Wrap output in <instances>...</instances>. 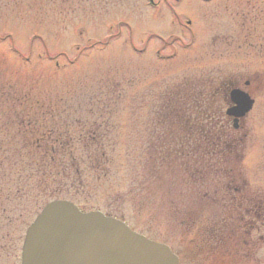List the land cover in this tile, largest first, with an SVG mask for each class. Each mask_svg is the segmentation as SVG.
Here are the masks:
<instances>
[{"label": "rangeland", "instance_id": "obj_1", "mask_svg": "<svg viewBox=\"0 0 264 264\" xmlns=\"http://www.w3.org/2000/svg\"><path fill=\"white\" fill-rule=\"evenodd\" d=\"M202 80L254 100L234 129L229 95L216 97L214 107L243 138L240 166L220 186L210 176L192 184L184 168L191 160L180 161L172 145L165 161L155 158L183 132L178 114L166 119L165 100ZM15 90L37 102L33 112L67 109L62 115L78 118L77 131L98 134L99 143L83 149L109 160L105 170L85 171L82 188H70L78 207L168 244L179 264H264V240L256 241L264 226L252 230L264 216V0H0V141ZM8 121L9 133L19 134ZM5 192L0 243L14 241L17 263L24 230L47 199ZM227 215L246 229L233 217L221 223ZM228 234L241 245L236 257L223 252ZM218 236L222 247L210 257Z\"/></svg>", "mask_w": 264, "mask_h": 264}, {"label": "trees", "instance_id": "obj_2", "mask_svg": "<svg viewBox=\"0 0 264 264\" xmlns=\"http://www.w3.org/2000/svg\"><path fill=\"white\" fill-rule=\"evenodd\" d=\"M229 91L221 84L218 87L210 81L207 85L204 81H197L195 84L191 83L189 86L177 88L172 92L177 98H172L170 94L165 100L163 111L168 113L165 116L166 119H171L172 115L169 114L171 112L178 114L179 128L183 132L177 137H169V144L164 146V149L166 151V147L168 149V145H172L180 161L187 163L188 159L191 160L190 166L187 164L184 168L186 172L189 171L188 178L194 185L202 186L197 182L203 183V179L210 176L211 181L213 180L220 186L218 179L229 180L237 171L235 168H239V164L235 161L241 157L243 138L239 134L237 136V131L225 122L223 114H220L218 108L214 107L217 102L216 97L219 95L222 98L223 96L226 99L224 101H227ZM10 94L14 98L13 102L7 100L13 107L9 108V111L11 110L9 121L14 122V129L19 134L9 133L8 120L1 126L5 139L0 143L6 145L7 148L0 147V180L4 182L0 185L6 186L5 189L0 188V192L12 193L17 198L28 194L39 195V198L45 196L47 202L54 199H65L76 204L73 196L69 195L70 188H82V177L85 171L105 170L109 160L104 152L94 151L93 156H90V151L83 149L87 144L97 145L99 143L98 134L94 130L86 136L82 131H77L76 128L81 127L78 118L69 119L62 115L63 112L68 111L67 109L59 111L40 108L33 112L32 106L37 105V102L27 101L30 96L27 92L18 93L15 90ZM213 98H215L214 101ZM14 142L15 144H12ZM166 153L167 151L159 150L155 157L156 163L165 161L168 157ZM208 161L213 167L212 165L210 168H208L209 165L206 167L205 164ZM206 173L209 175H205ZM222 188L225 193H228L225 185ZM226 200H228V206L231 207L230 201H234V198L231 200L229 197ZM231 217L234 218L237 229L245 228L240 216L227 215L222 217L220 222L223 223ZM259 218L258 215V223H255L252 229L258 232L260 227L264 226V216L261 220ZM227 238L228 241L232 240V245L230 244V251L227 249L223 252L226 254L231 252L232 257H236L241 251L239 249L241 245L238 247L237 240H233L230 235ZM215 240L214 247L213 243L211 242L210 245L209 242V247L206 249L210 257L214 255L211 253L212 250L222 247L220 236ZM261 240L264 239L259 236L256 239L257 242Z\"/></svg>", "mask_w": 264, "mask_h": 264}, {"label": "water", "instance_id": "obj_3", "mask_svg": "<svg viewBox=\"0 0 264 264\" xmlns=\"http://www.w3.org/2000/svg\"><path fill=\"white\" fill-rule=\"evenodd\" d=\"M228 95L225 114L236 129L254 100L239 88ZM21 264H179V258L166 243L132 230L120 218L54 199L27 227Z\"/></svg>", "mask_w": 264, "mask_h": 264}, {"label": "flooded vegetation", "instance_id": "obj_4", "mask_svg": "<svg viewBox=\"0 0 264 264\" xmlns=\"http://www.w3.org/2000/svg\"><path fill=\"white\" fill-rule=\"evenodd\" d=\"M245 84H247V82ZM37 213L35 214V216L37 215ZM34 217H33V219H34ZM32 220L30 221V223L32 222ZM29 224L26 226V228L24 230V233H23V236L21 238V243H20V246H19V256L16 259L17 260V263H16V261L14 259V258H16L15 254H14L15 253V250H16V248H15L16 245H15V243H14L13 240L10 241V238L7 235V237L9 238V241L10 242L9 243H4L3 245H2V242L0 243V264H21V248H22V242H23V239H24L25 231H26L27 227L29 226ZM4 237H6V235ZM11 259H12V261H11Z\"/></svg>", "mask_w": 264, "mask_h": 264}]
</instances>
